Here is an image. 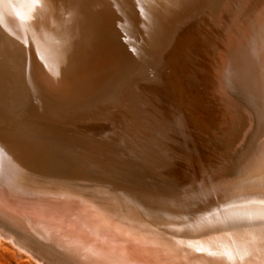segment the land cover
<instances>
[{"label": "bare ground", "instance_id": "6f19581e", "mask_svg": "<svg viewBox=\"0 0 264 264\" xmlns=\"http://www.w3.org/2000/svg\"><path fill=\"white\" fill-rule=\"evenodd\" d=\"M46 1L49 0H5L17 34H25L34 40L38 51H47L49 55L56 51L53 48L58 39L57 33L65 28L76 34L82 43L96 42L103 46L90 49V52L79 59H73V55H65L66 65L59 68L49 66L48 58L39 59L43 55L33 51L30 66L35 65L38 70L43 69L40 72H44L38 84L41 95L37 100L42 101L54 117L63 121L79 117L88 122H96L105 117L112 118V115L125 120L120 121L117 128H111V142H104L103 137H94V140L91 136L90 140L93 139L95 145L82 148L85 150L80 155L83 161L74 160L75 163H71L72 159L68 162L62 156L60 161L63 164L58 163L56 166V162H51L52 155L49 156L48 153L50 158L43 157L47 165L60 172L58 178L68 177L77 183L87 181L101 185L97 194L103 200L99 199L98 205L86 208L92 216H87L82 232L77 231L74 236L68 233L72 227L67 229L66 234L65 228H62L64 233L60 232L62 222L59 223L60 228H57L60 229L59 232L52 228L64 221L62 219L66 216L69 217L68 212L73 208L67 210L52 204H36L37 207L34 203L33 207L26 210L19 209L21 205L12 207L10 202L15 203L13 201L16 199H10V202L7 199V191H11L9 184L11 181H24V177L18 163L10 161L7 165L0 164V240H3V235L14 234L24 243L38 246L46 253L56 251L57 254L84 264H264V0H204L199 3V6L210 3L207 23L197 30L202 46L196 50V54L204 55L205 59L202 60L200 69L190 63L187 64L192 70L182 66L185 85L182 87L184 90H180L184 91L185 98L189 96L185 104L188 103L193 108L196 106L192 100L197 93H205V96H210L211 101L219 103L220 110L211 108L210 121L218 126L213 134L220 146L219 150L215 149L213 152L214 162L209 160L204 168H198V173L188 176L179 166L176 167L179 175L175 174V169L172 170L169 164L173 159L174 149L168 144L164 145L162 139H159L161 143L156 141L154 133H158V130L154 124L151 127L145 121L137 122L129 114L134 111L133 100L139 97L136 92L139 82L150 77L148 72L153 57H147L149 53L146 54L145 50L153 43V49L162 46L158 40L151 43L140 42L135 37L133 26L147 23L153 27L172 12H167L171 8L179 10L184 6L198 11L199 8L193 5L194 1L156 0L153 14L148 16L137 0H129V5L123 11L110 0H102L97 8L87 9L91 2L85 0L84 8L65 11L68 17L58 15L56 7L54 8L57 10L47 9ZM71 22L74 23L69 25ZM8 30L10 31L5 27L3 33L7 34ZM140 68L147 71L141 80L137 71ZM2 95L0 94L1 97ZM176 107L179 109L177 104ZM39 110H43L42 107ZM43 111L44 114L45 111L50 113ZM32 113L30 116L34 114ZM218 114L225 117V120ZM41 118L43 122L48 117ZM15 121L18 123L16 119ZM222 124L226 127L222 128ZM41 127L39 128L42 129ZM146 130H150V133ZM54 131L48 130L50 135ZM61 135L62 133L60 137ZM52 137L49 136L48 139ZM73 138L76 139L74 136ZM101 139H104V145H101L102 141L101 144L97 143ZM77 142L76 140L75 145ZM148 164L153 166L151 170L160 173L159 178L148 177L142 178L143 183L134 182L132 175L128 173V167H143ZM71 172L73 176H67ZM161 172L171 177L167 179ZM29 175L34 179L39 177L33 172ZM11 194L12 197L15 195ZM148 227H153L154 232L146 235ZM147 245L154 246L155 249L158 246L164 247L163 252L170 251L173 254L171 260L161 262L157 257L156 261L153 256L155 254L151 253ZM156 254L159 255V252L156 251ZM163 254L167 256L166 253Z\"/></svg>", "mask_w": 264, "mask_h": 264}, {"label": "rangeland", "instance_id": "374dc122", "mask_svg": "<svg viewBox=\"0 0 264 264\" xmlns=\"http://www.w3.org/2000/svg\"><path fill=\"white\" fill-rule=\"evenodd\" d=\"M84 1L85 0H49V1H46V3H48V6L46 5V8L47 9L53 8L55 10L58 9L56 11V13H59L58 15L63 14L62 16L65 17L66 16L65 11H67L68 9L75 11L77 9L84 8L85 7ZM88 1L91 2V4H88V7L86 6L87 9L91 8V7L97 8L96 6H98V4H100L102 2V0H88ZM110 1L113 3L114 6L121 9V11H123V9L129 5V0H110ZM155 1L156 0H154V1H152V0H137V2L140 3L139 6L144 8V10L148 14V16H151L153 14L152 12L154 11ZM191 1L192 2L194 1L193 5L195 7L199 8L198 11H197V9H195V11H194L191 9V7H184L183 6V8L181 7L182 9L181 8L179 9L180 11L177 9H172L171 10L172 12H170L168 14V16L165 20V23L162 25L163 29L159 33L160 34L159 35V41H161L160 44L162 46L159 49L154 50L153 54L151 55L153 58H152L151 67L149 69L150 72H148V74L152 78V80L149 77V79L143 80L142 82H139V85L137 87L136 92L140 98L138 97V98H135L133 100L134 111L129 114V116L131 115V117L136 119L137 122H144L145 121V122H147V125L151 124L150 125L151 127L154 124V126L158 130V133L160 134L159 135L158 133H154L156 141L161 143L159 141V139H162L163 140L162 143L164 145L168 144V146L172 147L171 149H174L173 159L169 164L171 166L172 170L175 169L174 170L175 174L179 175L178 170L182 169V171L185 172L186 176H188L190 174L193 175L195 173H198V168H201V167L204 168L205 167L204 165L207 164L209 162V160L213 161L214 156H215V154L213 152L215 151V149L219 150V146H220V145H218L219 143H217L215 136L213 134L216 131L215 129L218 128V126L216 125V123H213L214 121H212V122L210 121L211 120L210 118L212 117V113L210 112V110H211V108H215V109L220 110L219 103L216 101H211L210 96H205L206 95L205 93H197L196 95L191 94L192 96L194 95L192 103L195 104V106H196V108H193L191 105H188V103L185 104L188 101L189 96L187 98H185L184 91H181L183 89L182 88L183 85H185V83H184L185 78L183 77L184 72L182 71V66L191 69L189 67V64H187V63H190V64H193L196 69H200L202 67V60L205 59L204 55L201 56V55L196 54V50H198L202 46L201 45L202 42H201V40H199V35H198L197 30L200 28V26L202 28L204 23H207L206 15L209 12V7H210L209 4L210 3L199 6V3L201 1H204V0H191ZM50 3H51V5H50ZM54 7H56L57 9ZM130 7H132V6H130ZM181 10H183V11H181ZM9 11L10 10H9L8 6L5 4V0H0V28L2 29V30L0 29V85H1L0 94H3L2 97L0 96V164L7 165V164H10V161H13L14 164L18 163V166H20L19 168L21 170V174L24 177V181H22V180L20 182L11 181V183L9 184V187L7 185V187L12 191V192L11 191L10 192L16 195V197H14L15 195H13V197H12V194L9 191H7L9 193L8 194L6 192L8 194L7 199L9 200V202L11 200L16 199L15 201H13L15 203H12V201H11L10 205L14 208H17V206L21 205L22 207H18V208L19 209L23 208L24 210L29 209V207H31V206L33 207V205H32L33 203L37 207L39 204H41V205H51L52 204V205H56V206H59L63 209H67V210L73 208L72 210H70L68 212L69 217L66 216L70 221H66L68 219H66V217H65L64 219H62L64 221L58 222V224H56L55 228L57 229V228L61 227L60 232L64 233V231H65V234H66L67 229H70L72 227V229H70V230L74 231L75 233H72L70 230H68V233L71 234V236H74L75 234H77V231L80 233L82 232V229H81L82 225L84 223H86L85 221L88 219L89 216H92L89 212L86 211V208L98 205L99 199L103 200V198L99 197V195L97 194V192L101 188V185H99L97 183H89L87 181L77 183L74 180H71L70 178L68 179V177H67V179L66 178L61 179V177L58 178V176L60 175V172H58L56 169H54L53 166L47 165V163L45 162L43 157L47 156L48 158H50L49 156L52 155V158H51L52 161L51 162H53V163L56 162L57 164L56 163L54 164L56 166L59 164L61 165V163L63 164V162L60 161L62 156L65 157L64 159L68 162H70L72 159L71 163H75L74 160L83 161L80 158L81 157L80 155L84 154L85 150H82V148L83 149L89 148L91 144L94 146L95 144H93V142H92L94 137L99 138V139L103 137L106 140V141L104 139H101L100 141L98 140L99 142H97V143H100V144H101L102 140H104V142H106V143L111 142V140H112V138L110 140V137L112 136V134H111L112 129L111 128H115V127L117 128L118 125L120 126V121L125 120V118L122 119L119 116L112 115V118L110 117L109 119H106V117H105V119H102V120H99L96 122H88L87 120H85L83 118H79V117H74V119L70 118L69 120H64V121L59 119V118L54 117L53 113L50 112V110L44 105V103H42V101L37 100L40 97L39 95H41L39 92L41 87L38 84L40 83L41 77H42L44 72L43 71L40 72L43 69L38 70V68L35 65L30 66V63L32 62L31 61V53L33 51L34 52L38 51L36 49L35 42H34V40L32 41L30 39V37L26 36L25 34H22V35L17 34V31L15 30V27H14V22L12 20L11 12H9ZM177 11H179V12H177ZM189 13H190V15H189ZM199 15L200 16L202 15L201 18ZM66 17H68V16H66ZM167 19H168V21H167ZM72 23H74V22L69 23V25ZM146 24L147 23H145V24L138 23L136 25V27L133 26L134 27L133 32H135V37L140 42L148 43L150 40L149 41H147V40L152 37L153 32L151 29L152 27L149 26L148 24L147 25ZM182 24H184V25H182ZM193 24H194V26H193ZM171 25H172V28H171ZM5 27H8L10 29V31L9 30L7 31L8 32L7 34L3 33ZM146 35L148 37H146ZM163 36L166 38H164ZM57 38L58 39H57L56 45L53 48L56 51H54L53 53H50L51 55H49L47 53V51H43V50L38 51L39 52L38 55H43V56H39V59L40 58L43 59L44 57L48 58L49 59V66H51V67L53 66L56 68L57 67L59 68L60 66L66 65L67 59L64 58L65 55H70V56L73 55L72 56L73 59H79V58L83 57V55H85L86 53L90 52V49H92V48L95 49V48H98L99 46H103L102 44H97L96 42H93L92 43L93 45L90 43H87V44L82 43V42H80V40L78 39V36L76 34H73L72 32L67 31L66 28L62 32L59 31L57 33ZM179 38H180V40H179ZM168 39H170V40H168ZM167 41H169L168 44H167ZM63 43L65 45H63ZM58 44L59 45L62 44V45L59 46ZM188 47H190V48H188ZM46 53H47V56H44V55H46ZM60 53H62V54H60ZM175 70H176V72H175ZM137 71L139 73L140 80L142 79V77L144 75L147 74V71L145 70V68H143V69L140 68ZM178 79H179V81H178ZM162 88H163V90H162ZM143 90H146V91H143ZM171 90L173 91V93ZM21 94H23V95H21ZM151 94H152V96H151ZM162 94H164V95H162ZM185 94H186V92H185ZM202 94L203 95L205 94V95L201 96ZM146 95H147V97H146ZM172 95H174V96H172ZM195 97H196V99H195ZM139 99H140V101H139ZM183 99H185V100H183ZM35 101H37V102H35ZM134 101H136L137 103ZM159 101H161V102H159ZM156 102L159 103L160 105L157 104ZM148 103H150V105ZM155 103H156V106H155ZM199 103H200V105H199ZM34 104H36V105H34ZM151 104H153V106H155L156 109ZM163 104H164V106H163ZM176 104L179 107V109H177ZM202 106H203V109H202ZM39 107L40 108L42 107L43 110H47L50 113L47 114V112L45 111L46 114H44V111L39 110L40 109ZM34 108H36V109H34ZM153 108L155 109V111L153 110ZM157 108L159 110H157ZM206 108H207V111H206ZM140 109H142V110H140ZM186 110H188L189 112ZM191 110H192V112H191ZM32 111H34L33 112L34 114L32 113ZM39 111L42 114H40ZM158 111H159V113H158ZM167 111H168V113H166ZM31 113L33 114L32 116H30ZM150 114H152V116ZM153 115H154L155 121L153 120ZM159 115H161V116H159ZM179 115L182 118H180ZM149 116H151V117H149ZM156 116H157L158 121L156 119ZM218 116L221 119L225 120V117L221 116L220 114H218ZM41 117H43V119H46L47 117L48 118L46 121L42 122ZM161 117L163 119H161ZM184 118H187V119H184ZM15 119L18 121V123L15 121ZM22 119H24L25 122H27V120L29 119V121L27 122L28 125H25L27 123H25L24 120H22ZM30 119H32V120H30ZM147 119H149V121H147ZM182 119H183V122H182ZM188 119H190V121ZM150 120H152V121H150ZM159 120L161 122H159ZM34 121H35V124H33ZM152 122H154V123H152ZM185 122H186V124H185ZM188 123H190V124H188ZM47 124L49 126H47ZM50 124H51V127H50ZM16 125H17V127H16ZM160 125H162V127H160ZM39 127H41L42 129H40ZM52 127L55 129H53ZM170 127H172V128H170ZM188 127H190V128H188ZM221 127L225 128L226 125L222 124ZM163 128H165V129H163ZM186 128H188V129H186ZM49 129L55 130L53 133H51L52 135H50V133L48 132ZM110 129H111V131H110ZM87 130H89V131H87ZM210 130L212 132H209ZM46 132H48V133H46ZM146 132L150 133V130H146ZM60 133H62L61 137H60ZM103 133H104V135H103ZM10 134L11 135L13 134V136H15L16 139L13 136H11ZM82 134L83 135L87 134L86 137H88L89 140H90L91 136L93 137V139H91L89 141ZM98 134H100V137ZM191 134H193V135H191ZM54 135H55V137H54ZM97 135H98V137H97ZM165 135H167V136H165ZM49 136L50 137L53 136V137L48 139ZM73 136L76 137L75 140H73L74 139ZM163 136H165V137H163ZM56 137H58L59 139ZM80 137H81V139H80ZM54 138H55V140H54ZM60 138H61V141H59ZM66 138L69 140H67ZM106 138L107 139L109 138L108 141ZM193 138H194V140H193ZM82 139H84L83 141L87 140L84 142L85 147L83 146ZM76 140L79 143L80 142L81 143L78 144V142H77L76 143L77 145H75ZM63 141H64V143H63ZM70 141H72V142H70ZM96 141H97V139H96ZM186 141H189L188 142L189 144ZM53 142H55L56 144ZM57 142H59L60 144ZM69 142L71 143V145L69 144ZM90 142H92V143H90ZM104 142L102 141L101 145H104ZM66 143H68L67 146H66ZM72 144H74V145H72ZM100 144H98V145H100ZM78 145L81 148V150H79L80 148L78 147ZM72 146H73V148H72ZM60 147H62V148L60 149ZM66 147H67V149L70 148V149H68L69 150L68 152H67ZM52 148H54V149H52ZM74 148H76V149H74ZM57 151L58 152L60 151V153H58ZM62 153H66V154H62ZM78 153H80V154L78 155ZM67 154H68V156H67ZM72 154H75V155H72ZM14 164H13V166L16 167V165H14ZM22 166H23V168H21ZM177 166L180 167L178 170L176 169ZM151 167H153V166L150 164L143 166V167H139V165H137V166L133 165L132 167L131 166L128 167L127 170H128L129 175L130 176L132 175L131 179L134 180V182L143 183L142 181L144 178H146V179L148 177L157 178L158 175H160V173H158L157 170H151ZM140 170H141V172H140ZM30 172H33L36 175H39V177L35 178V179L32 177L30 178V175H29ZM166 174L167 173L161 172V175L163 177H165L167 179L169 177H171V175L169 176L168 174L167 175ZM170 174H172V173H170ZM67 176H69V177L73 176V172H71ZM97 176H99V175L97 174ZM45 179H47V180L44 181ZM108 179L111 180V178H108ZM43 183H45V184H43ZM114 184H115V182H114ZM115 185L117 186V183ZM67 188L70 190H67ZM76 192L80 196H78ZM62 193H65V194H62ZM50 194L52 197L50 196ZM61 195L64 197H61ZM67 195H68V197H67ZM81 195H83V196H81ZM17 197L19 199H17ZM18 201H19V203H18ZM51 201H53V202H51ZM21 202H22V204H20ZM41 202L42 203L44 202V203L42 204ZM46 202L48 204H46ZM77 202L80 204H78ZM57 203H58V205H57ZM13 204H14V206H13ZM16 204H18V205H16ZM26 204H27V206L29 204H31V205H29L28 208H26L27 207ZM36 204H38V205H36ZM41 205H39V206H41ZM73 220H75V221L73 222ZM77 220L79 223L77 222ZM59 223H61L62 225ZM65 225H66V227H64ZM52 228L56 232H59V230H60V229L59 230L57 229L58 230L57 231L54 228V225ZM62 228L63 229L65 228V230L63 231ZM76 228H78V229H76ZM79 229H81V230L79 231ZM151 232H154V228L148 227V229H146L145 233L147 235V234H150ZM80 233H78L79 236H80ZM156 246H158V245H156ZM146 247L149 248L151 253L153 252L155 254L153 256H154L156 261H158V258L161 262L167 261L168 259L171 260V257L173 256V254L170 251L163 252L162 250L165 249L164 247L158 246L156 249L154 248V246H150V245H147ZM156 251L159 252V255H157L158 253L156 254ZM204 252H206V251H204ZM163 253H166L167 256L165 257V255ZM160 254H162V257ZM149 257H151V256H149ZM0 264H35V263L33 261H31L25 255L17 252V250L9 242H7L5 240H0Z\"/></svg>", "mask_w": 264, "mask_h": 264}, {"label": "water", "instance_id": "95a60500", "mask_svg": "<svg viewBox=\"0 0 264 264\" xmlns=\"http://www.w3.org/2000/svg\"><path fill=\"white\" fill-rule=\"evenodd\" d=\"M171 10H172V8L169 9L167 12H170ZM167 16L168 15H165V18H162V20L159 21V23H157L155 26H153L151 28L153 33H152V37L147 40V41L150 40L149 43H151L152 41H155V40L159 41V35H160L159 33L163 29L162 25L165 23ZM153 45H154V43L151 44L150 46H148V49L145 50V51H147L146 54L149 53L147 55V57L152 55L154 50H156V49H153L154 48ZM138 51H140V50H138ZM136 58H138V56ZM11 136H13V134ZM13 137L16 139L15 136H13ZM1 237H2L1 239L9 242L17 250V252L25 255L31 261H33L35 264H84V263H80L77 261L70 260V259H68V258H66L60 254H57L56 251H55V253L54 252L46 253V251L38 248V246L33 247V246H30L29 244L24 243L23 240L19 236L14 235V234H10V235L6 234L5 236L3 235Z\"/></svg>", "mask_w": 264, "mask_h": 264}]
</instances>
